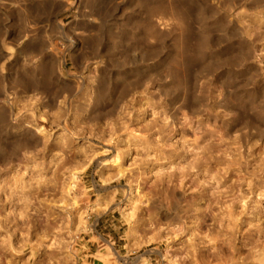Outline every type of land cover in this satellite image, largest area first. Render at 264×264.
<instances>
[{"label": "clouds", "instance_id": "clouds-1", "mask_svg": "<svg viewBox=\"0 0 264 264\" xmlns=\"http://www.w3.org/2000/svg\"><path fill=\"white\" fill-rule=\"evenodd\" d=\"M0 264H264V0H0Z\"/></svg>", "mask_w": 264, "mask_h": 264}, {"label": "rangeland", "instance_id": "rangeland-1", "mask_svg": "<svg viewBox=\"0 0 264 264\" xmlns=\"http://www.w3.org/2000/svg\"><path fill=\"white\" fill-rule=\"evenodd\" d=\"M77 3H79V0H77ZM78 15H79V12L77 8L68 7L64 9L62 19L65 20V23L76 25L78 24V19H77Z\"/></svg>", "mask_w": 264, "mask_h": 264}]
</instances>
